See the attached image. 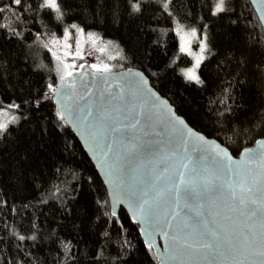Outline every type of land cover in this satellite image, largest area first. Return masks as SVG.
<instances>
[{
  "label": "trees",
  "instance_id": "16d2710c",
  "mask_svg": "<svg viewBox=\"0 0 264 264\" xmlns=\"http://www.w3.org/2000/svg\"><path fill=\"white\" fill-rule=\"evenodd\" d=\"M215 2L172 0L169 13L155 0L140 12L128 0H58L57 18L42 0H24L0 13V110L17 118L0 133V264H157L125 211L112 217L94 166L56 116L48 85L59 81L57 56L42 36L67 24L115 42L125 68L141 70L232 155L264 139V30L248 0H225L213 16ZM173 17L206 32L202 83L182 74L191 59L179 52Z\"/></svg>",
  "mask_w": 264,
  "mask_h": 264
},
{
  "label": "snow or ice",
  "instance_id": "6c2138e0",
  "mask_svg": "<svg viewBox=\"0 0 264 264\" xmlns=\"http://www.w3.org/2000/svg\"><path fill=\"white\" fill-rule=\"evenodd\" d=\"M24 0H10L8 5H0V13L5 11L6 7L11 4L20 6ZM162 7L168 10L172 0H161ZM255 2V0H253ZM264 2V0H262ZM133 12L141 11L139 0H128ZM40 8L50 9L57 13V18L62 15L61 4L58 0H42ZM226 11L225 0H216L212 15L223 13ZM260 23L264 25V15L260 17ZM77 32L83 35L81 29L76 25H72ZM177 34L180 37V52L192 56L194 63L187 69H182V74L188 81L202 83L200 76L197 74L202 62L206 59L203 53L207 49L204 40L200 41L199 53H193L190 48L191 39L196 37V29L193 28L189 33H184L181 25L177 24ZM89 39L95 44L92 33H89ZM69 37L68 30H64V38ZM79 43V42H78ZM98 51L104 52L105 48H99ZM77 56L80 55V49H77ZM113 57H109L112 59ZM57 59H59L57 57ZM70 65H64L66 76H71L72 72L67 71ZM80 68H84L81 64ZM90 68L97 73L111 72L108 64L98 65L91 64ZM59 70V69H58ZM61 80L65 79V75H61ZM144 84L148 81L143 80ZM132 89L140 92V85L132 81L130 94ZM50 92H55L52 84L48 85ZM104 90H101L103 95ZM156 97V93L151 94ZM65 96H68L65 93ZM70 99L71 97L68 96ZM115 99V97H112ZM39 106V99L36 101ZM159 104H164V100H159ZM159 104L153 102L145 104H137L131 99L128 106L120 113L121 122L127 121L124 128L117 126V116L115 113H109L108 109L103 105H98L96 109L81 108L79 105L74 109L75 112H83L82 116L77 118L84 123L87 129L108 149H115L120 154V149L131 152L136 145L124 146L121 140L109 142L113 133L127 134L129 129L141 131V127L145 129L143 134L160 135L164 131L156 132L153 124L155 109ZM7 108H18L19 105L11 103ZM119 112V109L115 110ZM170 111V109H169ZM99 113V115H97ZM0 116H8L7 111H0ZM58 119L63 120L64 114L61 111L56 112ZM16 117L12 116L7 122L0 120V133L7 129L8 124L15 122ZM183 124V120L178 121ZM171 136V147L169 152L162 154L159 163L165 168L167 174L149 173L143 181L137 185L129 187L125 192L130 199L134 201L136 206L145 214L148 221L154 228L162 231L169 240V249H171L173 259H195L196 257L205 256H221L224 259L232 261V264H264V142L257 141L262 151L256 152L252 149H245L241 153V159L246 166L248 172L252 173V167H256V173L252 175L251 183L248 184L244 180L239 182H221L220 178L233 172V168L239 166L231 165V157L226 148H221L213 159H217L214 169L216 181L208 178L207 170L203 161L205 157L202 155L203 149L192 146L188 151L189 137L192 135L189 130L188 136L175 127H170L167 132ZM203 141V137H198ZM193 153H196L193 159ZM227 159L229 163H223ZM237 176L239 171L235 172ZM178 180V182H177ZM147 185V188H145ZM156 185L161 187L157 188ZM149 191H154L151 199L148 197ZM246 193L258 194L255 196H245ZM201 199L204 202L205 211H196L193 214L192 201ZM224 203V209L229 213H238L239 217L244 220L243 230L235 231L239 227L237 219L232 215H223L221 222L217 220V216L221 215L219 203ZM238 201V203H237ZM160 205H164L171 210V218L165 216L161 219L159 211ZM177 208L180 210L177 211ZM115 216V212L112 213ZM231 226V227H230ZM246 230V231H245ZM21 240L23 236L19 237ZM237 244L239 246H237Z\"/></svg>",
  "mask_w": 264,
  "mask_h": 264
},
{
  "label": "water",
  "instance_id": "95a60500",
  "mask_svg": "<svg viewBox=\"0 0 264 264\" xmlns=\"http://www.w3.org/2000/svg\"><path fill=\"white\" fill-rule=\"evenodd\" d=\"M251 5L259 23L260 17L264 15V2L262 0H248ZM264 30V25L260 23ZM147 80L148 83L144 84L143 80ZM132 81H135L140 85L141 91L135 92L130 89ZM55 92L51 93L52 104L57 111H61L64 114V123L71 130L75 138L80 143L83 151L89 158L90 162L94 166L105 190L107 193L111 215L115 212L116 218L120 209L125 211L131 223L138 227L139 235L142 239L144 246L147 249H152L157 264H232V261L224 259L221 256H205L196 257L195 259H173L171 249H169V240L165 234L158 228H154L148 221L145 214L136 206L134 201L130 199L125 192L129 187L137 185L138 182L143 181L149 173L167 174L165 168L159 163L161 155L169 152L171 147V136L167 134L170 127H175L188 136L189 130L192 135L189 137V144L187 145L188 151L195 145L197 148H202L204 151L202 155L205 157L203 164L207 170V176L209 179L216 181L214 169L217 164V159H213L216 153L221 148H226L220 142L214 138H208L204 134L193 129L185 119L178 115L171 103L160 95L156 89H154L150 83L148 77L139 69L125 68L116 72L97 73L93 71L88 65H84L79 71L73 72L69 77H65L64 80H59L54 87ZM101 90H104L101 95ZM156 93V97H152V93ZM65 93L68 96H65ZM115 97V99H112ZM134 101L137 104L157 103L159 100H164L167 107L164 104H159L155 109L153 127L156 132H161V128L164 131L160 135L143 134L145 129L141 127V131H134L129 129L127 134L113 133L109 142L121 140L124 146L136 145V148L131 152L125 151V148L120 149V154L115 149H108L105 147L104 142L98 140L87 129L77 117L82 116L83 112H75L74 109L77 105L81 108H93L96 109L98 105H103L109 111V113H115L117 116V126L124 128L127 121L121 122L119 119L120 113L124 108L128 106L129 100ZM119 109V112L115 110ZM170 109V111H169ZM99 115V113L97 114ZM183 120L184 123L180 124L178 121ZM202 136L203 141L198 137ZM257 141L264 142V139ZM255 144L251 147L244 148L241 152L234 156L228 150L231 157V165L239 166L234 167L233 172L220 178L221 182H239L244 180L250 184L252 175L256 173V167L253 165L252 173L248 172V166L244 164L241 159V153L245 149H252L253 151H262L259 144ZM193 159H195L196 153H193ZM223 163L227 164V159L223 160ZM239 171L240 175L235 174ZM178 182V180H177ZM157 188L161 187L156 185ZM147 188V185H145ZM154 195V191H149L148 197L151 199ZM247 196H255L258 194L246 193ZM219 203V210L221 215L217 216V220H222L223 215H232L237 219L239 227H236L235 231L243 230L244 220L238 216V213H229L224 209V203ZM238 203V201H237ZM180 209L177 208V211ZM159 211L161 213V219L165 216L171 218L170 208L160 205ZM192 211L195 214L196 211H205L204 202L201 199H195L192 201ZM231 227V226H230ZM246 231V230H245ZM237 246H239L237 244Z\"/></svg>",
  "mask_w": 264,
  "mask_h": 264
},
{
  "label": "rangeland",
  "instance_id": "374dc122",
  "mask_svg": "<svg viewBox=\"0 0 264 264\" xmlns=\"http://www.w3.org/2000/svg\"><path fill=\"white\" fill-rule=\"evenodd\" d=\"M144 1V0H139ZM159 1L161 4V0H155ZM216 3V2H215ZM214 3V6H215ZM213 6V9H214ZM167 12L170 13V10H166ZM173 24H174V32L177 35L178 38V43H179V48H180V37L177 34V24L181 25L183 28L184 33H189L193 28L191 26H187L183 23H181L177 18L173 17ZM72 25H76L77 28L81 29L83 32V35L81 33L77 32L76 28H73ZM67 29L69 33V37L67 40L64 38V30ZM196 29V28H195ZM89 33L94 34L93 39L95 40V44L93 43L92 40L89 39ZM196 37L191 39V44L190 48L193 53H199L200 51V41L204 40L205 43L207 44L206 40V32L205 31H198L196 29ZM45 44L53 50L54 54L59 58L56 60L55 63V68L58 73L59 79H61V75L66 76V72L64 69V65H70L67 69V71L70 72H76L79 71L81 68L79 67L81 64L83 65H88L90 67L91 64H98V65H103V64H108L111 67V72H116L119 70H122L125 68V63H121V59L123 57L122 52L119 48V46L110 40L104 39L101 36H99L97 33L92 32V31H87L83 27H81L78 24H67L64 26V29L62 32L59 33H48L45 36H42ZM79 42V43H78ZM80 49V55L83 56V59H80L77 56V49ZM99 48H105L104 52L98 51ZM180 52V50H179ZM181 53V52H180ZM185 54V53H183ZM187 55V54H185ZM205 57L208 55V44H207V49L203 53ZM191 59V64L189 67H191L194 63V59L192 56L187 55ZM109 57H113L112 59H109ZM187 67V68H189ZM183 68V69H187ZM59 69V70H58ZM198 74V72H197ZM194 82V81H193ZM0 111H7V110H0ZM8 112V116H0V120H3L7 122L8 120L11 119L12 116L16 115L10 111ZM10 124V123H9ZM8 124V125H9Z\"/></svg>",
  "mask_w": 264,
  "mask_h": 264
},
{
  "label": "bare ground",
  "instance_id": "6f19581e",
  "mask_svg": "<svg viewBox=\"0 0 264 264\" xmlns=\"http://www.w3.org/2000/svg\"><path fill=\"white\" fill-rule=\"evenodd\" d=\"M62 32V31H61ZM60 80V79H59Z\"/></svg>",
  "mask_w": 264,
  "mask_h": 264
}]
</instances>
